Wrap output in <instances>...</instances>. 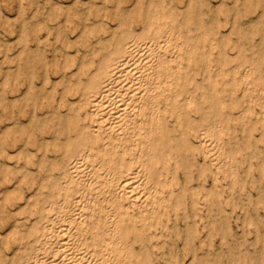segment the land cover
<instances>
[{
  "label": "bare ground",
  "instance_id": "obj_1",
  "mask_svg": "<svg viewBox=\"0 0 264 264\" xmlns=\"http://www.w3.org/2000/svg\"><path fill=\"white\" fill-rule=\"evenodd\" d=\"M2 1H0V2H2ZM25 1H27V0H25ZM111 1L113 2V0H110V2ZM120 1L123 2L124 0H120ZM192 1H194V0H192ZM237 1H239V0H237ZM251 1H253V0H251ZM258 1L260 3L261 0H258ZM34 2H36V0H29L30 4H32ZM75 2L80 3V4L84 3L85 4L84 8H87L88 12L92 8H95V6L93 7V5L95 4L94 0H75ZM104 2H105V0H104ZM201 2H202V0H201ZM204 2H205V0H204ZM207 2H209V1H206L205 4L203 2L202 3L205 6L207 4ZM242 2H241L240 6H242ZM27 3H26V5L29 4V3L28 4ZM124 3H126V2L124 1ZM236 3H239V2H236ZM245 3H248V2L245 1L243 3L244 10L246 8V6L244 7ZM262 3H264V2H262ZM9 4H7V5H9ZM16 4H17V2H16ZM139 4H140V2H139ZM155 4H156V2H154L152 0L150 2V4H148L146 6H143L144 4L139 5V6H141V11L138 13V17H137V20H138L137 28L133 27L131 23H128L126 21L127 18H126V15H124L125 13H123L121 8H120V2L117 4L115 10H113V8H112V10L115 11L113 13L114 15L113 14L111 15L113 18L115 17V20H116V21L114 20L115 21L114 26H110L111 24L110 25L106 24L107 20H106V22L101 21L98 24L93 22L94 20L92 18L90 19L88 16L91 12H93L92 10L90 11L89 14H87V12L84 11L80 15H79V13H80V11H79V13L77 14V16H79L78 23L76 22L78 24V26L75 28H77V30H78L77 35H79V37H78L79 42L82 45H80L81 46L80 48L75 47V53L76 54L74 57L71 56L69 51L62 52L60 49V51L63 53L62 55L64 57V61L62 60V63H60V62L56 61V59H57V57H56V59L54 61L55 63L52 65L55 70L57 69L58 71H61L59 74V77H57L56 80H54V81L52 80V78L49 76L48 70H46L47 72L44 70L43 74H41L42 73V70H41L40 74L42 75V77H41L40 82L42 83L41 89L43 91H39V93L36 92L38 89L36 90L34 88L35 85L33 82V77L35 78V73H37V72H34L35 71L34 68L37 69V67H35L33 59L30 58L31 55H28L29 57L26 56L27 57L26 60H28V61L25 62V64L23 63L24 65H22V63L20 64V62H21L20 59H22L21 57H23V56H21V53L23 52L22 54H24L25 51L27 52V50L30 47V46H27L29 44H26L29 41L28 38L30 36L28 34L29 29L27 30V22L25 21L26 23L24 22V24H22L23 25V26H21L22 28L21 29L19 28V30H20L19 33L16 32L18 37L15 38L14 40L18 39V41H20L22 44V48L19 50V53H17L18 54L17 59H19V60L15 59L14 61L15 62L18 61L17 62V68L19 69L18 73H20L19 74L20 77L22 74H24L22 72L24 70L26 72L25 73L26 75L23 76L24 79H22V80L20 79V81L18 80L20 77L16 78L17 81L13 79L14 80L13 83L14 82L15 83L12 85L16 86L17 83L19 84V82L24 80V82H25L24 85L26 84L25 88L28 90L27 93H29V95L32 97V100L30 99L31 97H29V99H27V100H31L32 104L39 102L40 106L41 105L46 106L47 110H45L44 112L46 113V116L49 117L48 119L50 120V123L52 124L51 126L53 127V129L51 130L50 125H48L50 127L46 126V127H48L47 131H48V129L51 130V135H52V137H54L55 140L62 138V141L63 140L65 141L64 142L65 145L63 148L61 146L59 147L58 145L55 146V149L57 150L56 153L54 152L55 150L52 148L54 150L53 151L54 153L49 155V156L47 154H35L36 151L34 152V154L25 155V154H23L24 153L23 152L24 149H23V151H22L23 155L21 153H20L21 155H17V157L19 156L22 158V164L17 166V167H20V169H17L15 172L10 169V167L8 166L9 164L7 165L8 162L6 164L5 163L3 164V166H2L3 168H1L2 171L0 170V173H1L0 183L6 182V181L9 183V179L10 180L15 179V182H17L15 186L18 189H21L23 186H26L27 188H31L32 191L28 195H23L24 192L22 194H20V192H18V194H20V196H19L20 199L23 201L20 202L19 204H17V206L15 208H13V209L10 208L11 210L8 212L10 214L12 213L13 216H14V213H18L19 215L21 214V217L16 219L15 218L16 216H15L14 217L15 219H13V220H15L14 223L10 224L11 228L9 231H7L8 232L7 235L10 236L11 234L12 235L14 234L13 236L16 239V241L13 240L14 243H12V244L10 243L8 245H5L6 250H7V248L11 249V252L9 255L10 257L7 255L0 254V264H154V263H152V257H153L152 250L155 249L153 247V245H154L153 239L158 240V238L160 236L158 238H155V237L152 238L153 242L150 243V240L148 238L159 235V233L154 232L155 230L152 232L151 227L153 228V226H157L158 224L160 225V223L163 224V221H164L163 217L166 216L169 209H174L176 211L175 214L177 216H180L177 214V213H179L178 208L179 207L184 208L185 205H182L183 204V198L185 197V195L187 193H188V196H191L192 202H191L190 207H192V211L194 213H195V208H196V205L198 203V200L200 201V199H197V196H196L198 191L196 189H193L190 186H188V184L190 185V183L187 184V182L193 178V175H194L193 170L196 171V176H197L196 179H198V178L200 179V178H203L204 174L207 173V171L210 172V169L208 167H206L204 164L200 163V161H199L200 158H199V160L196 158V153H199L202 151L203 153H205L204 155L208 156V158L212 161V163L215 164V166L217 164L216 168L219 167L220 165H218V160L216 159L217 154H215L217 152L215 150L216 149L215 146H216V144H218L217 141H219V139H220V137H218V136H220L223 132H224V134H226V139H225L226 142L225 141L224 142L226 144H229L230 149L227 151L225 150L224 152L222 151L221 154L222 153L225 154V156L227 158H230V159L234 158L237 161V158H238L237 155L238 154L240 155L239 157H242L241 153L256 156L261 151V149L257 145V142H263V144H264V96L249 95L247 97L246 90H244V92L242 91L241 95H238L236 93V91H234V87L238 88V86H236V79H234L233 77H231L227 81H225L224 79H214L213 78L214 74H212V71L210 72V66H211L210 64H212V63H210L211 60L209 62L207 60V57L210 55V53L207 54L206 50H204V48H205L204 42L201 41V38L198 36L195 38V41L198 40L197 44L194 43V45H193L191 43V41L193 39L187 33L191 29L190 26L194 22L191 23V25L189 26V22L185 21L182 25L185 30L183 29L184 31L179 30V31L174 32V31H172L171 27L166 28V25L172 24L171 20H172V15L174 14V8L172 10V8L169 7L168 5L165 6L168 9V12L166 13L163 10L155 8V7H158ZM192 4H194V3H192ZM211 4L213 5L212 2H211ZM249 4H250V2H249ZM255 4L254 5L251 4V5L255 6ZM18 5H19V3H18ZM75 5H77V4H75ZM233 5H235V3L234 4L232 3V6H230V7H233V9H234ZM31 6L32 5H30V7ZM35 6H37V5H35ZM39 6L33 7V8H35V10L33 11V14H31V16L35 15L36 13L39 12L38 11L40 8ZM106 6H107V4H106ZM209 6L210 5L208 4V6H206V7H209ZM260 6H261V4H260ZM5 7H6V5H5ZM101 7H98V8H101ZM182 7H183V5H182ZM57 8H58V5H57ZM162 8H164V5ZM243 8H242V10H243ZM249 8H246V11L247 10L248 11L253 10L252 8H250V10H249ZM46 9H47V7H46ZM54 9H56V8H54ZM63 9L61 7V10H63ZM75 9H77V8H75ZM138 9H140V7H138ZM213 9H215V8H213ZM238 9H239V7L237 8V11H238ZM0 10H1V8H0ZM9 10H11V9H9ZM17 10H16V12H17ZM21 10H23V9H20L18 11V14H19L18 17L20 19L22 18V17H20V13L22 14ZM24 10H23V12H24ZM28 10H31V9H28ZM52 10H53V7H52ZM77 10H79V8ZM95 10H96V8H95ZM109 10H110V8L108 10H106V12ZM112 10H111V12H113ZM230 10L232 11V9H230ZM242 10H240V11L244 12ZM256 10H257V8H256ZM209 11H210V9H209ZM209 11L207 13H211V11L210 12ZM231 11H230V13H231ZM248 11L246 13H250ZM254 11H255V9H254ZM42 12L45 13L44 11H42ZM51 12L52 11H49V13L45 14L46 20H44L42 22L41 21L34 22L32 20L35 23L33 26L30 25V23H28L29 26H32L33 29L31 30L30 27H28V28H30L31 31L35 32V35H34L35 37L32 34L31 35L35 38V40L36 39L39 40V43L40 42L42 43L43 41L48 42V40L46 38L49 35H51L52 31L55 32L54 30H52L51 33L49 34V31H50L49 26H51V24L49 25V23L47 24V22H48V20L52 21V18L54 16L52 14L53 12L52 13ZM100 12H102V10L99 11V14H101ZM76 13H77V11H76ZM194 13H193V15H194ZM227 13H228V8H227ZM251 13H253V12H251ZM0 14H1V12H0ZM40 14H41V12H40ZM59 14L62 15L63 13L62 14L59 13ZM59 14L57 12L58 16H59ZM72 14H74L73 11H72ZM131 14H133V13H131ZM136 14H137V12H136ZM261 14H264V13H261ZM134 15H135V12H134ZM181 15H183V14H181ZM228 15L232 17V15H230V14H228ZM245 15H244V17H245ZM35 16H32V17L34 18ZM37 16H39V15H37ZM62 16H64V14ZM109 16H110V14H109ZM109 16H107V13H106V16H103V17H107L106 19H108ZM130 16H132V15H129L128 17H130ZM222 16H223V13H222ZM226 16H227V14H226ZM238 16H239V14H238ZM241 16L243 17V14L240 15V19H238V20H242ZM2 17H4L3 14H2ZM43 17H45V16H43ZM54 17H55V19L58 18V17L56 18V16H54ZM72 17H74V16H72ZM75 17H76V14H75ZM93 17H95V16H93ZM96 17L98 18V16H96ZM220 17H218V18L220 19ZM231 17H228V18L231 19ZM246 17H248V19H249L250 18L249 14H248V16L246 15ZM135 18L132 19V17H131L130 19H132L133 20L132 22H134ZM204 18H205V16H204ZM261 18H263V17H261ZM11 19H12V17H11ZM14 19L16 21V18H13V20ZM22 19H24V18H22ZM88 19L93 20V21L91 22ZM193 19H194V17H193ZM230 19H228V20H230ZM66 20H69V17L66 16ZM95 20H97V19H95ZM111 20H112V18H111ZM244 20H246V19H243V21ZM5 21H2V23H4ZM135 21H136V19H135ZM214 21L216 23V20H214ZM52 22H54V20ZM8 23H9V21H8ZM10 23H11V20H10ZM215 23H213V24H215ZM61 24H63V23H61ZM200 24H201V22H200ZM219 24H221V23H219ZM7 25H9V24H7ZM135 25H136V23H135ZM233 25H234V23H233ZM1 26H2V24H0V27ZM10 26H12V28H13V25L10 24ZM18 26L16 24V27H18ZM195 26H196V24H195ZM257 26H258V24H257ZM43 27L46 28V30H44V31H46V34H45L46 40L45 39L43 40L41 38L42 37L41 35L40 36H39V34L36 35L37 30L40 31ZM64 27H65V25H64ZM64 27H62V28H64ZM66 27L68 28V25H66ZM256 27L254 25V28H256ZM71 29H74V28L70 27V30ZM231 30H234V29H231ZM255 30L257 31L258 29H255ZM4 31H6V30H4ZM11 31H10V33H11ZM64 31L62 30L61 33L65 34ZM71 31H70V33H71ZM101 31L103 32L102 34H100ZM219 31H220V29H219ZM2 32L0 34H2ZM217 32H218V30H217ZM232 32L233 33L235 32V34H237L235 30ZM13 33H14V31H13ZM61 33H60V35L62 36ZM249 33L245 32L246 35H251V36L253 35V34H251V33L249 34ZM245 34L240 35V33H239L240 36H243ZM256 34H258V33H256ZM256 34L254 32L253 36L255 37ZM194 35H196V34H194ZM212 35H213V33H212ZM217 35L218 34H216V36ZM74 36H76V34H74ZM180 37H182V40L180 39ZM244 37L247 40V38L249 36H244ZM78 38H77V41H78ZM235 38H238V34L236 35ZM240 38H238V39L240 40ZM50 39H51V37H50ZM57 39H58V35H57V38L55 39V42H57ZM263 39L264 38H262V41H263ZM252 40H253V38H252ZM1 41L3 42L4 40L2 39ZM9 41H10V39H9ZM226 41H227V39H226ZM248 41H249V39H248ZM55 42H50V43L48 42V43L51 44V43H55ZM249 42H251V41H249ZM258 42H260V41H258ZM16 43H17V41H16ZM35 43L38 44L37 41H35ZM62 43H63L64 47H66V46L68 47V45L71 46V44H73V45L78 44V43H76V40L71 41V39H68V38H65L64 42L62 41ZM235 43H233V44H235ZM19 44L17 43V45H19ZM247 44H248V42H247ZM73 45H72V47H74ZM256 45L257 44H255L254 47H256ZM6 46H9V45H6ZM15 46H16V44H15ZM44 46H46V44H44ZM47 46H48V44H47ZM51 46H52V44H51ZM259 46H261V45H259ZM53 47H54V45H53ZM3 48H4V50H6L8 48L6 51H9L11 49V48L9 49V47H5V46ZM228 49H230V47ZM232 49H233V47H232ZM249 49H251V48H249ZM261 49L262 48H260L259 52H261ZM32 50H31V52H32ZM47 50H48V48H47ZM0 51L3 52L2 49ZM234 51H235V49H234ZM245 51H247V50H245ZM28 52H29V50H28ZM4 53H5V51H4ZM4 53H3V55H5V56H3L4 60L5 61L10 60L8 58L9 57L8 54H4ZM34 53H36V52H34ZM37 53L35 54L36 57L38 55ZM215 53H216V51H215ZM239 53H240V51L239 52L237 51V55H239ZM15 54L16 53H14V56H15ZM256 55H258V54H256ZM46 56H47V54H46ZM26 57H24V58H26ZM42 57L44 58L45 56H42ZM63 57H61V58H63ZM230 59H231V56L230 55L228 56L224 50H221V51H219V54L216 57V62L218 64H220V66H222L225 64H229ZM22 60L25 61V59H22ZM41 60L42 59L40 58V61ZM236 60H238L237 57H236ZM38 61H39V59H38ZM42 61L44 62V59ZM48 61L51 63L50 60H48ZM48 61L46 63H48ZM261 61H262V58L260 60V63H261ZM245 62H247V61H245ZM253 62L255 63V65L253 66L255 71L257 72V70H259L261 72V73L257 72V73H259L258 77L256 78L259 81V83L257 85L260 86L258 88H261L264 90V65H261L256 60ZM35 64H36V62H35ZM230 64H231V62H230ZM21 65L24 68V70L21 68ZM244 66H245V64H244ZM42 67L43 66L40 65V69H42ZM49 67H51L50 64H49ZM20 68L22 69V71ZM46 68H47V65H46ZM232 68L233 67H231L228 71H226L224 68H222L218 74H221V76H226L230 73L231 70L237 69V65L234 66L233 69ZM241 68H242V66H241ZM8 70H11V69H8ZM11 71H13V70H11ZM11 71H10V73H11ZM8 72L6 71L2 75V91L3 92L6 89L5 87H7V84H8L7 82L10 79L9 76H12ZM254 72H252V73H254ZM0 73L2 74V71H0ZM12 73H15V72H12ZM51 73H53V72L51 71ZM37 74H39V72ZM243 77H244V74H242V78ZM36 78H37V76H36ZM38 80H40V79H38ZM9 82L11 83V81H9ZM22 83L23 82H21L20 84H22ZM18 84H17V87H18ZM37 84H39V82H37ZM59 84H61V89H57V85L59 86ZM247 84L245 86H247ZM10 86H8V88ZM13 86H11V87H13ZM0 87H1V85H0ZM35 87L37 88V86H35ZM239 88L237 90H239ZM18 89H19V87H18ZM18 89H16V90H18ZM4 93L7 94L6 91ZM1 98H2L1 103L2 104L6 103V96L1 95ZM7 100H9V99H7ZM9 101H7V103ZM31 101H30V103H31ZM23 102L24 101H22V103L20 102V106L18 105L19 102L16 104L18 106V109H19V107H21ZM26 102H24V104L28 103V105H27V107H28L29 102H27V103ZM2 104L0 105V107L2 106ZM5 105H7V107H8V104H5ZM39 105H38V107H39ZM253 105H256V106L259 105L260 106L259 112H257L254 108L253 109L255 111L252 110ZM25 106L26 105H22V107H25ZM2 107H1V109H3V110H4V108H6V106H4V108H2ZM233 107H234V110L237 107L236 113H234L232 111ZM11 108H13V107L11 106ZM230 108H231V110L229 111L228 109H230ZM42 110L43 109H41V111ZM12 111L14 112L13 109H12ZM12 111L10 113V107H9V112L7 110L6 114L4 113V116L7 115V119L10 120V118H13L12 122H10L11 124L8 123L7 125L4 126V128L6 130L9 129L10 125H12V124L15 125L13 127H17L16 126L17 124H22L21 123L22 121H20L18 118H15V115L13 114ZM19 111H20V109H19ZM27 111H29V110H27ZM27 111L24 113L26 114ZM0 112H2V111H0ZM252 112H254L256 115L254 114L255 115L254 118L250 117L247 120L246 117L251 116ZM22 113H21V117L23 116ZM249 114H251V115H249ZM8 115H9V117H8ZM37 115L38 114H36V112L30 114L27 117V120L28 121L32 120L34 122L33 118H36ZM25 116H27V115H24V117ZM0 119H1L0 120V122H1L2 121L1 116H0ZM37 119H35L36 122H37ZM39 120H40V122H42L40 118H39ZM6 121H8V120H6ZM44 121H45V119H44ZM33 122H32V124H33ZM36 122H35V124H36L35 126L37 127ZM48 122H46V123H48ZM258 122H260V125H258ZM41 124L45 125V123H41ZM28 125L30 126L31 124L28 123ZM29 126H27V127H29ZM33 126H31V128H33ZM41 127L43 129V127H45V126H40V134L44 130V129L42 130ZM17 128L20 129L19 127H17ZM26 129L24 130L23 133L19 131L20 133H22L21 135H23L25 133L27 135L28 129L27 130ZM31 130L33 131V132L31 131L32 135H34L33 133L35 130H33V129H31ZM255 130H257L258 133H256ZM9 131H10V129H9ZM22 131H23V129H22ZM36 131H38V130H36ZM11 132H13V131H11ZM11 132L9 134H11ZM14 135H16V134H14ZM35 135H36V133H35ZM12 136H13V133L11 135V138H12ZM19 136H20V134L18 133V136L15 137V138H17L16 141L19 140ZM30 136H31V133H30L29 137ZM212 136H214V138H212ZM9 137H10V135H9ZM5 138H7V136ZM25 138H27V136ZM25 138H23V136H22V139H25ZM45 139H46L45 136L41 135L39 137V139L35 138V140L34 139H32V140L37 147V145L39 146L40 144H43L42 142H45ZM12 140L10 142L15 141V140H13V141ZM2 141H4V139ZM10 142H8V144ZM33 142L30 140V142H28V144L29 145H30V143L33 144ZM8 144L5 143V145H8ZM13 144H16V143H13ZM50 144H47L48 147ZM226 144H225V146H226ZM35 145H32V146H35ZM26 146H27V143H26ZM41 146L42 145L39 146V149ZM18 148H19V146H18ZM44 148H45V146H44ZM39 149H38V151H39ZM46 149H47V146H46ZM247 149H248V151L250 150V152L246 151ZM42 150H40L41 151L40 153H42ZM0 152L3 154H6L7 155L6 157H10V159L12 158L11 156H14V154L8 156L10 151L8 152L5 148H1ZM50 152H52V151H50ZM202 152H201V154H202ZM15 153H16V151H15ZM19 157H18V159H19ZM200 157H201V155H200ZM238 160H239V158H238ZM14 161H13V163L17 162V160H16V162H14ZM243 161L245 162V160H243ZM244 162H242V163H244ZM30 163L33 164V166L36 164L35 171L32 169L30 170L28 168L29 167L28 165ZM239 164H241V163H239ZM256 165L257 164L255 163V166ZM239 166H240V168H242L241 166H243V164H241ZM11 168H13L12 165H11ZM237 168H239V167H237ZM180 170L182 172L184 180L186 181V183L182 184V185H180V182H179L180 180L177 176V172ZM252 170H253V168H252ZM242 171H243V168H242ZM237 172H238V170H237ZM262 172L264 173V170ZM244 173H246V172H244ZM226 174L230 175L229 172L224 173V175H226ZM210 175H213V174L210 173L207 177H209ZM246 175H245V177L248 178V176H246ZM240 176H241V174H240ZM180 177H181V175H180ZM263 177L261 179H264ZM183 178H182V180H183ZM210 178H211V176H210ZM204 179L206 180L205 177H204ZM207 180H206V182H207ZM220 180H223V179H220ZM193 181H194V179H193ZM193 181H190V182H193ZM209 181H211V180H209ZM261 182H259V184ZM177 183H178V187H177L178 190L176 187H175L176 189L172 187L174 184H176L175 186H177ZM216 183H217V181H216ZM255 183H256V181H255ZM224 184H225V182H224ZM220 185H221V183H220ZM226 185H227V183H226ZM233 185L236 186L234 183H233ZM217 186H219L218 183H217ZM223 186L224 185H222V187H220L219 189L223 188ZM237 187H239V185ZM251 187L253 188L252 185H251ZM2 188H1V190H2ZM257 188H259V187H257ZM6 189H4V195L2 196L4 198L7 197V194L5 193ZM202 189H203V187H202ZM1 190H0V192H1ZM262 191H263V189H262ZM223 192H224V188H223ZM244 192H245V189H244ZM18 194H17V196H18ZM202 194H203V191H202ZM206 194H208V193H206ZM12 195H14V194H12ZM199 195L201 196V194H199ZM244 196H246V195H244ZM213 197H214V195H213ZM221 197H222V195H221ZM226 197H225V200L223 197L224 203H225V201H228V200H226ZM229 197H230V195H229ZM236 198L238 199V197H236ZM253 198H255V197H253ZM14 199H16V197ZM230 199L232 200V198H230ZM203 200H204V198H203ZM203 200H201V201H203ZM214 200L216 201V199H214ZM10 201H11V199H10ZM234 201H238V200H234ZM239 201H240V199H239ZM5 202H7V201L5 200ZM10 203L13 204V202H9V204ZM188 203H190V202H188ZM213 204H215V203H213ZM227 204H230V202ZM227 204H226V206H227ZM259 204L260 203H258V205ZM250 205H252V204L250 203ZM255 205H257V204H255ZM211 206H213V205H211ZM235 206H233L232 208L236 209ZM237 206L239 208V205H237ZM130 207L137 208V210H138V212L136 211L137 214L131 212V210L129 209ZM187 207L188 206H186V209H187ZM243 208L245 210V207H243ZM252 208H254V210H255L257 207L252 206ZM0 209H1V207H0ZM220 209H222V208H220ZM259 209H257L258 212H259ZM244 210L242 209V211H244ZM4 211H5V209H4ZM197 211H198V208H197ZM200 211L201 210H199V212ZM204 211H205V209H204ZM218 211H220V210H218ZM213 212H217V211H213ZM1 213H0V215H1ZM217 213H219V212H217ZM231 213H232V211H231ZM173 214H174V211H173ZM187 214H188V212H187ZM220 214H221V212H220ZM239 214L237 215L238 217H239ZM258 214H261V213H257V215ZM228 215H229V213H228ZM4 216H6V215L4 214ZM4 216H3V219H4ZM13 216H11V217H13ZM183 216L186 219V217L188 215L186 217H185V215H182V218H183ZM254 217H255V215H254ZM9 218L10 217H8L7 219L9 220ZM172 218H173V216L171 217V219ZM180 218H181V216H180ZM191 218H193V217H191ZM205 218L207 219V217H205ZM211 218H213V217H211ZM228 218L230 219L232 217H230V215H229ZM242 218H244L243 215H242ZM260 218H262V217L260 216ZM169 219H170V217H169ZM188 219H189V217H188ZM258 219H257V221H258ZM173 220L175 221V219H173ZM213 220H214V218H213ZM222 220L224 221V219H222ZM226 221L227 220H225L223 222V225H225V227H226ZM262 221H263V219H262ZM183 222H185L184 219H183ZM195 222H197V221H195ZM3 223H4V220H3ZM208 224L210 227L211 226L210 223H208ZM229 224L227 227H229ZM244 224H247V222ZM4 225L5 224H3L2 226L5 227ZM6 225L8 226V224H6ZM178 225H180V224H178ZM219 225H220V223H219ZM251 225H252V223H251ZM260 225H259V227H260ZM217 226H218V224H217ZM236 226H237V224H236ZM242 226H244V225H242ZM211 227H212L211 229H213V226H211ZM227 227H226V229H223V231L227 230ZM184 228H182V229H184ZM200 228H202V227H200ZM160 229H161V227H160ZM215 229L216 228H214V230ZM235 229H234V232H235ZM229 230H230V228H228V231ZM240 230H242V229H240ZM244 230H243V232H244ZM176 231L178 232V230H176ZM191 231H193V230H191ZM231 231H233V230H231ZM236 231H237V229H236ZM171 232L172 231L170 230V233ZM2 233L3 232L0 230V236L1 237H2V235H1ZM196 233L193 232L194 235H196ZM212 233H214L213 230H212ZM215 233H217V232H215ZM250 233L252 234V232H250ZM250 233H247V234H250ZM253 233H255V230ZM227 234H225V235H227ZM218 235H220V234H218ZM218 235L216 234V236H218ZM237 235H241V233L239 232V234H237ZM259 235H260V233H259ZM9 236H7V237H9ZM176 236L179 237L177 234H176ZM197 236H199V234L196 235V238H197ZM212 236H213V234H212ZM214 236H215V234H214ZM227 237H228V235H227ZM232 237L233 236H231V238ZM254 237H255V235H254ZM2 238L4 240V237H2ZM161 238L159 240H161ZM174 238H175V235H174ZM181 238L182 237H180L179 240ZM170 239L171 238L169 235V240ZM198 239H199V237H198ZM214 239H212V240H214ZM235 239H236V236H235ZM244 239H242V240H244ZM204 240H203V242H204ZM256 240H258V239L256 238ZM219 241H221V240L219 239ZM222 241H225V240H222ZM259 241H260V239H259ZM0 242H1V240H0ZM173 242H175V241H173ZM261 242H262V240H261ZM135 243H137V246H135ZM165 243H163V245ZM243 243H244V241H243ZM247 243H248V241H247ZM256 243H259V242L256 241ZM204 244H206V243L204 242L201 246H203V247L207 246V248L209 247L208 243H207V245H204ZM230 244H231V241H230ZM163 245H162V247H158V248L164 250ZM219 245H221V247H220V251H221V248H224V247H222L223 243L219 244ZM224 245H225V243H224ZM253 245H252V247H253ZM255 245H257V244H255ZM255 245H254V247H256ZM173 246H174V244H173ZM188 246L189 245H186L187 250L189 248ZM196 246H198V245H196ZM201 246H200V242H199V247H201ZM249 246H247V247H249ZM260 246H261V244H260ZM150 247L151 248L153 247V249L151 251H150ZM167 247H169V246L167 245ZM210 247H212V246H210ZM218 247L219 246H217V248ZM237 248H241V247H237ZM257 248H258V246H257ZM211 249H214V248L212 247ZM225 249L228 250L227 246ZM230 250H232V249L230 248ZM230 250H228V251H230ZM180 251H181V249H180ZM253 251H255V250H252V253H254ZM174 252H176V250ZM185 252H186V250H185ZM190 252L192 253L191 250H190ZM218 252H219V250H218ZM239 252H240V249H239L238 253ZM244 252H240V253L243 254ZM180 253H182V252H180ZM196 253H194V254H196ZM227 253H229V252H227ZM240 253H239V255H240ZM183 254H184V252H183ZM247 254L248 253H246V255ZM154 255H156V254H154ZM168 255H169V253H168ZM228 255H230V254H228ZM236 255H237V253H236ZM258 255H260V253ZM184 256H185V254H184ZM199 256L200 255H198L197 258H199ZM207 256H210V255L208 254V255H206V257ZM227 256L225 259H227ZM177 257H178V260H180L179 256H177ZM246 257H244V258H246ZM204 258H205V256H204ZM212 258H214V256ZM222 258H224V257H222ZM250 258H253V257H250ZM255 258H253V259L255 260ZM168 259H169V257H168ZM199 259H200L199 261L201 263V258H199ZM239 259H241L242 263H244V260H242V257H240ZM261 259H258V260H261ZM156 261H158V260H156ZM174 261H175V259H174ZM246 261H247V259H246ZM207 262H208V260H207ZM209 262H211V261H209ZM212 262H215V259ZM226 262L228 263V261H226ZM256 262H258L257 259H256ZM256 262L255 263L253 262V263L257 264ZM164 263H165V260H164ZM172 263H175V262H172ZM202 263H204L203 260H202ZM231 263H234V261ZM235 263H239V262L237 261ZM155 264H158V263H155ZM183 264H184V262H183ZM215 264H219V263H217V259H216Z\"/></svg>",
  "mask_w": 264,
  "mask_h": 264
},
{
  "label": "rangeland",
  "instance_id": "obj_2",
  "mask_svg": "<svg viewBox=\"0 0 264 264\" xmlns=\"http://www.w3.org/2000/svg\"><path fill=\"white\" fill-rule=\"evenodd\" d=\"M0 1H2V0H0ZM5 1V2H4ZM7 1V2H6ZM13 0H3L2 2H0V8H1V10H0V12H1V14H0V24H2V26L0 27V33L2 32V34H0V50L2 49V51L3 52H1L0 51V61L2 62H0V71H2V74L0 73V85H1V87H0V103L2 102V98H1V95L2 96H6V103H1L2 104V108H4V106H6V108H4V110L3 109H1V107H0V111H2V112H0V116L2 117V121L0 122V149L1 148H5L8 152H9V154H8V156L9 155H13L14 154V156H11L12 158V160L10 159V157H6L7 155L6 154H3V153H1L0 152V170L2 171V169L1 168H3L2 166H3V164L5 163H7V165L10 167V169L12 170V171H16L17 169H20V167H17L18 165H20V164H22V158L21 157H19V159H18V157H17V155H21L23 152V154H25V155H30V154H34V152H35V154H47L48 156L49 155H51V154H53L54 152L56 153V149H55V146H61L62 148L64 147V140L62 141V138L61 139H57V140H55L54 139V137H52V135H51V130L53 129V127L51 126L52 124L50 123V120L48 119L49 117L48 116H46V113L44 112L45 110H47V108H46V106H44V105H39L40 103L39 102H37V103H33L32 104V97L29 95V93H27L28 92V90L25 88V86H26V84L24 85V80L23 81H21V82H23L22 84H20L21 82H19L20 81V79L22 80V79H24L23 78V76H25L26 74V72H25V70H24V68L22 67V65H24L25 64V62H27L28 60H26L27 59V57H29L28 55H31L30 56V58L31 59H33V62H34V65H35V67H37V69L36 68H34V72H39V74L41 73V70H42V73L41 74H43V71L45 70H48V73H49V76L52 78V80L54 81V80H56L57 79V77H59V74H60V72L61 71H58L57 69L55 70L54 69V67L52 66L55 62V59H56V57H57V59H56V61H58V62H60V63H62V60L64 61V57H63V53L62 52H65V51H69L70 52V54H71V56L72 57H74L75 56V47L76 48H80L81 46L80 45H82L80 42H79V35H77L78 34V30H77V28H75V27H77L78 26V18H79V16H77V14L79 13V11H80V13H79V15L82 13V12H84V11H86L87 12V14H89L90 13V11L92 10L93 12H91L90 14L92 15H88L89 16V18L91 19H93V20H90V19H88L89 21H93V22H95L96 24H98V23H100L101 21H103V22H106V20H107V22H106V24H108V25H110V26H114L115 25V17L113 18L111 15L115 12V11H113V10H115V8H116V6H117V4L120 2V8H121V10H122V12L123 13H125L124 15H126V18H127V22L128 23H131L132 24V26L133 27H136L137 28V26H138V20H137V17H138V13L141 11V6H139L140 4H144L143 6H146V5H148V4H150V2L152 1V0H124L126 3H124V1L122 2V1H120V0H113V2L111 1L110 2V0H105V2H104V0L102 1V0H94V2H95V4L93 5V7L95 6V8H96V10H95V8H92L91 10H89V12H88V9L87 8H84L85 7V4L84 3H82V4H80V3H76L75 2V0H36V2L38 3H36V2H34V3H32V4H30L29 3V0H27V1H25V0H14L13 2H12ZM24 3H23V2ZM62 1V2H61ZM154 2H156V4L155 5H157L158 7H155V8H157V9H160V10H163V11H165L166 13L168 12V9L165 7V6H169V7H171L172 8V10H173V8H174V14L172 15V20H171V23L172 24H170V25H166V28L167 27H171V29H172V31H179V30H181V31H184L185 29L183 28V23L185 22V21H188L189 22V26L191 25V23H195L196 24V26H195V24L193 23L191 26H190V30L187 32L190 36H191V38L193 39L192 41H191V43L194 45V43H196L197 44V42H198V40L197 41H195V38L196 37H200L201 38V41H203L204 42V44H205V48H204V50H206V52H207V54L208 53H210V55L207 57V60H208V62L211 60V62L210 63H212V64H210L211 66H210V72L212 71V74H214V76H213V78L214 79H224L225 81H227L228 79H230L231 77H233L234 79H236V86H238V88H239V90H237L238 88L237 87H234V91H236V93L238 94V95H241L242 94V91L244 92V90H246V94H247V97L249 96V95H256V96H264V90L263 89H261V88H258V87H260L259 85H257L258 83H259V81L256 79L257 77H258V75H259V73H261L259 70H257V72H259V73H257L256 71H255V69H254V65H255V63L253 62V61H257V62H259L260 63V60H261V58H262V61H261V65H264V39H263V41H262V38H264L263 36H264V14H261V13H264V3H262V2H264V0H261L260 1V3H259V1L258 0H253V1H251V0H239V1H237V0H205V2H204V0H202V2L205 4L206 3V1H209V2H207V4L204 6V4L201 2V0H194V1H192V0H153ZM167 1V2H166ZM214 1V2H213ZM243 1V2H242ZM248 2V3H245V5H244V7L246 6V8H252L253 10L252 11H248V12H253V13H246L247 11H246V8H245V10H244V8H243V3L244 2ZM16 2H17V4H16ZM29 5H26V3ZM49 2V3H48ZM68 2V3H67ZM139 2H140V4H139ZM145 2V3H144ZM174 4H173V3ZM177 2V3H176ZM211 2L213 3V5L211 4ZM236 2H239V3H236ZM241 2H242V6H240L241 5ZM249 2H250V4H249ZM254 2V3H253ZM258 2V3H257ZM9 4V5H7V4ZM18 3H19V5H18ZM46 3V4H45ZM52 3V4H51ZM101 3V4H100ZM185 3V4H184ZM192 3H194V4H192ZM202 3V4H201ZM228 3V4H227ZM232 3L234 4L235 3V5H233L234 6V9H233V7H230V6H232ZM256 3V4H255ZM44 6H43V5ZM75 4H77V5H75ZM106 4H107V6H106ZM139 4V5H138ZM208 4L210 5L209 7H206V6H208ZM251 4H255V6H252ZM260 4H261V6H260ZM5 5H6V7H5ZM12 5V6H11ZM19 7H18V6ZM22 5V6H21ZM25 5V6H24ZM30 5H32L31 7H30ZM35 5H37V6H39L40 8H39V12L38 13H36L37 15H39V16H37L36 14V16L35 15H32V16H35L34 18L31 16V14H33V11L35 10V8H33V7H37V6H35ZM42 5V6H41ZM49 5V6H48ZM57 5H58V8H57ZM65 5V6H64ZM73 5V6H72ZM114 5V6H113ZM124 7H123V6ZM154 5V6H155ZM163 5H164V8H162L163 7ZM182 5H183V7H182ZM204 7H203V6ZM238 5V6H237ZM259 5V6H258ZM9 8H8V7ZM79 6V7H78ZM102 6V7H101ZM110 6V7H109ZM178 6V7H177ZM221 6V7H220ZM249 6V7H248ZM257 6V7H256ZM14 7V8H13ZM26 7V8H25ZM46 7H47V9H46ZM52 7H53V10H52ZM61 7H62V9L63 10H61ZM81 7V8H80ZM98 7H101V8H98ZM138 7H140V9H138ZM215 8V9H213V8ZM239 7V9H238V11H237V8ZM241 7V8H240ZM255 7V8H254ZM260 7V8H259ZM262 7V8H261ZM54 8H56V9H54ZM75 8H79V10H77V9H75ZM98 8V9H97ZM110 8V12H111V10H112V8H113V12H109V11H107L106 12V10H108ZM178 8V9H177ZM210 9V11H211V13H207L208 11H209V9ZM212 8V9H211ZM223 8V9H222ZM227 8H228V13H227ZM232 9V11L230 10V9ZM242 8H243V10H242ZM250 8H249V10H250ZM256 8H257V10H256ZM9 9H11V10H9ZM18 9V10H17ZM20 9H25L24 10V12H23V10H21V12H22V14L20 13V17H22V18H24V19H20L18 16H19V14H18V11L20 10ZM28 9H31V10H28ZM62 11H60V10ZM102 10V12H100L101 14H99V11H101ZM137 9V10H136ZM177 9V10H176ZM193 9V10H192ZM254 9H255V11H254ZM16 10H17V12H16ZM41 10V11H40ZM56 10V11H55ZM73 11V13L74 14H72V11ZM219 10V11H218ZM240 10H242V11H244V12H241ZM26 11V12H25ZM32 11V12H31ZM42 11H44L45 13H43ZM49 11H52L51 13L54 15V16H56V18L57 19H55V17L53 16V18H52V21L54 20V22H52L51 20H48V22H47V24L49 23V25L51 24V26H49V29H50V31H49V34L51 33V31L52 30H54L55 32H53L52 31V33H51V35H49L46 39L48 40V42L50 43V42H55V39L57 38V35H58V39H57V42H55V43H51L52 44V46H51V44H49L47 41L45 42V41H43L42 43L40 42L39 43V40H35V32H33V31H31L33 28H32V26L35 24L34 22H37V21H44V20H46V15L45 14H47V13H49ZM65 11V12H64ZM76 11H77V13H76ZM180 11V12H179ZM209 11V12H210ZM222 11V12H221ZM230 11H231V13H230ZM246 11V12H245ZM3 12V13H2ZM7 12V13H6ZM40 12H41V14H40ZM57 12H58V14L59 13H63L64 14V16H62V15H60L59 14V16L57 15ZM104 12V13H103ZM134 12H135V15H134ZM136 12H137V14H136ZM195 12V13H194ZM26 13V14H25ZM30 13V14H29ZM96 15H95V14ZM106 13H107V16H109V14H110V16L108 17V19H106L107 17H103V16H106ZM109 13V14H108ZM131 13H133V14H131ZM193 13H194V15H193ZM222 13H223V16H222ZM241 13V14H240ZM248 16V14H249V19H248V17H246V15ZM256 13V14H255ZM2 14H3V16L4 17H2ZM11 14V15H10ZM15 16H14V15ZM18 14V15H17ZM29 14V15H28ZM43 14V15H42ZM75 14H76V17H75ZM181 14H183V15H181ZM191 14V15H190ZM219 14V15H218ZM226 14H227V16H226ZM228 14H230V15H232V17L231 16H229ZM238 14H239V16H238ZM243 14V17H242V20H238V19H240V15H242ZM22 15V16H21ZM100 15V16H99ZM114 15V14H113ZM129 15H132V16H130V17H128ZM137 15V16H136ZM205 16V18H204V16ZM218 15V16H217ZM244 15H245V17H244ZM9 16V17H8ZM12 17V19H11V17ZM14 16V17H13ZM17 16V17H16ZM28 16V17H27ZM31 16V17H30ZM43 16H45V17H43ZM66 16L67 17H69V20H66ZM72 16H74V17H72ZM93 16H95V17H93ZM96 16H98V18L96 17ZM136 18H135V17ZM181 16V17H180ZM208 16V17H207ZM222 18H221V17ZM41 17V18H40ZM63 17V18H62ZM101 17V18H100ZM132 17V19L133 18H135L136 19V21H135V19H134V22H132L133 20L132 19H130ZM193 17H194V19H193ZM210 17V18H209ZM218 17H220V19L218 18ZM227 19H226V18ZM228 17H231V19L230 18H228ZM253 17V18H252ZM261 17H263V18H261ZM6 20H8L9 21V23H8V21L6 20H4V19ZM13 18H16V21H15V19L13 20ZM74 18V19H73ZM110 18V19H109ZM111 18H112V20H111ZM191 18V19H190ZM19 19V20H18ZM73 19V20H72ZM95 19H97V20H95ZM193 19V20H192ZM228 19H230V20H228ZM233 19V20H232ZM243 19H246V20H244L243 21ZM10 20H11V23H10ZM30 20V21H29ZM34 22H33V21ZM57 20V21H56ZM61 20V21H60ZM111 20V21H110ZM115 20V21H114ZM131 20V21H130ZM200 20V21H199ZM214 20H216V23H215V21ZM2 21H5L4 23H2ZM14 21V22H13ZM19 21V22H18ZM27 22V30L29 29V31H28V34L30 35H28L29 36V38H28V40L30 41H28L26 44H29V45H27V46H30L29 47V52H28V50H27V52L25 51V53L24 54H22L21 53V56H23V57H21L22 59H25V61L24 60H22V59H20V64L22 63V65H21V68L24 70V71H22V69H21V71L24 73V74H22L21 75V77H20V73H18V71H19V69L17 68V62L18 61H14L15 59H17L18 57H17V53H19V50L22 48V44H21V42L20 41H18V39H16V40H14L15 38H17L18 36H17V34H16V32H18L19 33V28L21 29L22 27L21 26H23L22 24H24V22ZM29 21V22H28ZM32 21V22H31ZM51 21V22H50ZM65 21V22H64ZM224 21V22H223ZM226 21V22H225ZM242 21V22H241ZM246 21V22H245ZM7 22V23H6ZM25 22V23H26ZM77 22V23H76ZM200 22H201V24H200ZM218 22V23H217ZM263 24H261V23ZM6 23V24H5ZM14 23V24H13ZM19 23V24H18ZM28 23H30V25H32V26H29V24ZM61 23H63V24H61ZM135 23H136V25H135ZM213 23H215V24H213ZM219 23H221V24H219ZM228 23V24H227ZM233 23H234V25H233ZM7 24H9V25H7ZM10 24L11 25H13V28H12V26H10ZM16 24H17V26L18 27H16ZM54 26H53V25ZM70 24V25H69ZM77 24V25H76ZM217 24V25H216ZM257 24H258V26H257ZM63 25V26H62ZM64 25H65V27H66V25H68V28L66 27H64ZM73 25V26H72ZM216 25V26H215ZM221 25V26H220ZM223 25V26H222ZM254 25H255V27L256 28H254ZM4 26V27H3ZM193 26V27H192ZM219 26V27H218ZM247 26V27H246ZM3 27V28H2ZM15 27V28H14ZM28 27H30L31 28V30H30V28H28ZM62 27H64V28H62ZM70 27L72 28H74V29H71L70 30ZM196 27V28H195ZM226 27V28H225ZM234 27V28H233ZM251 27V28H250ZM253 27V28H252ZM262 27V28H261ZM5 28V29H4ZM200 28V29H199ZM208 28V29H207ZM215 28V29H214ZM243 30H242V29ZM6 30V31H4V30ZM184 29V30H183ZM199 29V30H198ZM219 29H220V31H219ZM231 29H234L235 31H236V33L238 34V38H240V40L238 39V38H235L236 37V35L237 34H235V32L233 33L232 31H234V30H231ZM255 29H258L257 31L255 30ZM12 30V31H11ZM44 30H46V28H42L40 31L39 30H37V32H36V35H38L39 34V36L41 35L42 37V39L44 40L45 39V37H46V31H44ZM62 30L65 32V34H62L61 32H62ZM71 31V33H70V31ZM75 32H74V31ZM198 30V31H197ZM217 30H218V32H217ZM253 30V31H252ZM10 31H11V33H10ZM13 31H14V33H13ZM67 31V32H66ZM196 31V32H195ZM209 31V32H208ZM212 31V32H211ZM261 31V32H260ZM9 32V33H8ZM33 32V33H32ZM45 32V33H44ZM59 32V33H58ZM73 32V33H72ZM217 32V33H216ZM232 32V33H231ZM245 32H250L251 34H253L254 35V32H255V34L256 33H258V34H256L255 35V37L253 36H251V35H246L245 34ZM54 33V34H53ZM60 33L62 34V36L60 35ZM103 32L101 31V33L100 34H102ZM212 33H213V35H212ZM239 33H240V35H242V34H245V35H243V36H240L239 35ZM249 33V34H250ZM34 36H32V35ZM74 34H76V36H74ZM194 34H196V35H194ZM211 34V35H210ZM216 34H218L217 36H216ZM48 35V34H47ZM56 36V37H55ZM244 36H249L248 38H247V40L245 39V37ZM253 38V40H252V38ZM260 38H259V37ZM50 37H51V39H50ZM54 37V38H53ZM61 39H60V38ZM73 37V38H72ZM8 38V39H7ZM32 38V39H31ZM34 38V39H33ZM65 38H68V39H71V41H75L76 40V43H78V44H75V45H73V44H71V46L70 45H68V47L66 46V47H64L63 46V43H62V41L64 42V40H65ZM77 38H78V41H77ZM243 38V39H242ZM4 40L3 42L1 41V40ZM9 39H10V41H9ZM45 39V40H46ZM180 39L182 40V37H180ZM226 39H227V41H226ZM248 39H249V41H251V42H249L248 41ZM251 39V40H250ZM255 39V40H254ZM53 40V41H52ZM246 42H245V41ZM16 41H17V43L19 44V45H17V43H16ZM35 41H37L38 42V44L37 43H35ZM42 41V40H41ZM81 41V40H80ZM231 41V42H230ZM258 41H260V42H258ZM262 41V42H261ZM5 42V43H4ZM10 42V43H9ZM12 42V43H11ZM237 44H236V43ZM247 42H248V44H247ZM7 43V44H6ZM9 43V44H8ZM62 43V44H61ZM209 45H208V44ZM231 43V44H230ZM233 43H235V44H233ZM250 43V44H249ZM4 44V45H3ZM15 44H16V46H15ZM37 44V45H36ZM44 44H46V46H44ZM47 44H48V46H47ZM255 44H257L256 45V47H254L255 46ZM6 45H9V46H6ZM12 45V46H11ZM14 45V46H13ZM40 45V46H39ZM53 45H54V47H53ZM58 45V46H57ZM72 45L74 46V47H72ZM192 45V46H193ZM247 45V46H246ZM259 45H261V46H259ZM9 47V49L11 50H9V51H6V50H4V48L3 47ZM11 46V47H10ZM21 46V47H20ZM63 46V47H62ZM79 46V47H78ZM236 46V47H235ZM14 47V48H13ZM32 47V48H31ZM230 47V49L232 50H230V49H228ZM232 47H233V49H232ZM254 47V48H253ZM36 50H35V49ZM47 48H48V50H47ZM52 48V49H51ZM64 48V49H63ZM237 48V49H236ZM249 48H251V49H249ZM260 48H262L261 49V52H259L260 51ZM33 49V50H32ZM51 51H50V50ZM58 49V50H57ZM60 49H61V51H60ZM227 49V50H226ZM234 49H235V51H234ZM241 49V50H240ZM247 50V51H245V50ZM254 49V50H253ZM31 50H32V52H31ZM45 50V51H44ZM47 50V51H46ZM74 50V51H73ZM216 51V53H215V51ZM221 50H224L225 52H226V54L229 56H231V59L229 60V64H225V65H222V66H220V64H218L217 62H216V57L218 56V54H219V51H221ZM252 50V51H251ZM4 51H5V53H4ZM50 51V52H49ZM60 53H59V52ZM228 51V52H227ZM237 51L239 52L240 51V53H239V55H237ZM32 54H31V53ZM34 52H38L37 54V57L35 56V54L36 53H34ZM56 54H55V53ZM230 52V53H229ZM234 52V53H233ZM3 53L4 54H8V58L11 60H8V61H5L4 60V57L3 56H5V55H3ZM12 53V54H11ZM14 53H16L15 54V56H14ZM47 54V56H46V54ZM10 54V55H9ZM27 54V55H26ZM50 54V55H49ZM52 54V55H51ZM60 54V55H59ZM213 54V55H212ZM215 54V55H214ZM256 54H258V55H256ZM262 54V55H261ZM34 55V56H33ZM58 55V56H57ZM237 55V56H236ZM14 56V57H13ZM27 56V57H26ZM42 56H45L44 58L42 57ZM212 56V57H211ZM237 57V59L238 60H236V57ZM255 56V57H254ZM263 56V57H262ZM13 57V58H12ZM24 57H26V58H24ZM33 57V58H32ZM36 57V58H35ZM49 57V58H48ZM52 57V58H51ZM60 57V58H59ZM61 57H63V58H61ZM3 60H2V59ZM7 58V59H8ZM40 58L43 60L44 59V62L42 61H40ZM235 58V59H234ZM35 59V60H34ZM38 59H39V61H38ZM61 59V60H60ZM260 59V60H259ZM17 60H19V59H17ZM37 60V61H36ZM48 60H50L51 61V63L48 61ZM214 60V61H213ZM249 60V61H248ZM24 61V62H23ZM48 61V63H46ZM245 61H247V62H245ZM253 63H252V62ZM5 62V63H4ZM35 62H36V64H35ZM230 62H231V64H230ZM243 62V63H242ZM4 63V64H3ZM24 63V64H23ZM39 63V64H38ZM45 66H44V65ZM49 64H50V66L51 67H49ZM244 64H245V66H244ZM9 67H8V66ZM40 65L41 66H43L42 67V69H40ZM46 65H47V68H46ZM237 65V69H235V70H231L230 71V73L228 74V75H226V76H221V74H218L220 71H221V69L222 68H224L226 71H228L231 67H233L234 68V66H236ZM5 66V67H4ZM12 66V67H11ZM241 66H242V68H241ZM244 67V68H243ZM15 68V69H14ZM17 68V69H16ZM44 68V69H43ZM232 68V69H233ZM8 69H11V70H13V71H11V70H8ZM40 69V70H39ZM55 71H54V70ZM10 74V75H12V76H9L10 77V79H9V81H11V83L8 81L7 83L9 84H7V87H5L6 89L4 90V92L6 91L7 92V94L6 93H4L3 91H2V75L6 72V71ZM244 70V71H243ZM10 71H11V73H10ZM20 71V72H21ZM51 71L54 73H51ZM255 71V72H254ZM12 72H15V73H12ZM21 72V73H22ZM47 72V71H46ZM252 72H254V73H252ZM37 73H35V78L33 77V82H34V85L35 86H37V88L34 86V88L37 90L36 92H38L39 93V91H43L41 88V77H42V75L40 74H37ZM18 74V75H17ZM56 74V75H55ZM242 74H244V77L242 78ZM17 76V77H16ZM36 76H37V78L38 79H40V80H38L37 78H36ZM219 76V77H218ZM13 77V78H12ZM20 77V78H19ZM16 78H19L18 80V82H19V84H18V87H19V89H18V87H17V84H16V86L14 85H12V84H14L13 83V81L14 80H16ZM12 79V80H11ZM14 79V80H13ZM17 81V80H16ZM37 82H39V84H37ZM241 82V83H240ZM248 83V84H247ZM247 84V86H245ZM13 86V87H11V86ZM63 85V84H62ZM8 86H10L9 88H8ZM16 87V88H15ZM15 88V89H14ZM10 91H9V90ZM13 89V90H12ZM16 89H18V90H16ZM41 89V90H40ZM57 89H61V84H59V86L57 85ZM241 90V91H240ZM14 91V92H13ZM17 91V92H16ZM241 92V93H240ZM10 95V96H9ZM12 95V96H11ZM14 95V96H13ZM19 95V96H18ZM29 95V96H28ZM12 97V98H11ZM29 97H31L30 99L31 100H27V99H29ZM20 98V99H19ZM7 99H9V100H7ZM24 99V100H23ZM248 99V98H247ZM24 101V102H29V108L27 107V105H28V103L27 104H24V102H23V104L22 105H26L25 107H22V105H21V107H19V109H20V111H19V109H18V106L16 105L18 102H19V106H20V102L22 103V101ZM7 101H9L8 103H7ZM12 101V102H11ZM17 101V102H16ZM30 101H31V103H30ZM15 102V103H14ZM0 104V105H1ZM5 104H8V107H7V105H5ZM15 104V105H14ZM32 104V105H31ZM36 104V105H35ZM35 105V106H34ZM38 105H39V107H38ZM11 106L13 107V108H11ZM33 106V107H32ZM44 106V107H43ZM9 107H10V113H11V111H12V109L14 110V112H13V114L15 115V118H18L20 121H22L21 123L22 124H17L16 126L17 127H19L20 129H18L17 127H13V126H15L14 124H12V125H10V131H9V129H5L4 128V126L5 125H7L8 123H10V122H12V119L13 118H10V120L9 119H7V115H5L4 116V113L6 114V112H7V110H8V112H9ZM38 107V108H37ZM17 108V109H16ZM27 108V109H26ZM43 109L42 111H41V109ZM257 111V112H259V108H260V106L259 105H253V107H252V110L253 111H255L254 109ZM24 109V110H23ZM26 109V110H25ZM31 109V110H30ZM37 109V110H36ZM236 109H237V107H236ZM234 110V107L232 108V111L234 112V113H236L237 112V110ZM6 110V111H5ZM27 110H29V111H27ZM36 112V114H38L37 116H36V118H33V120H34V122H33V124H32V122L31 121H28L27 120V117L30 115V114H32V113H35L34 111ZM229 111L231 110V108L230 109H228ZM27 111V113L25 114L24 112H26ZM33 111V112H32ZM20 112V113H19ZM23 112V113H22ZM3 115H2V114ZM21 113L23 114V116L21 117ZM30 113V114H29ZM252 114V115H251ZM251 114H249V115H251V116H248V117H246V119L248 120V118H254V116L256 115L254 112H252ZM255 114V115H254ZM17 115V116H16ZM24 115H27V116H25L24 117ZM20 116V117H19ZM42 116V117H41ZM45 116V117H44ZM8 117H9V115H8ZM11 117V116H10ZM38 118V119H37ZM39 118L41 119V121L42 122H40V120H39ZM43 118V119H42ZM47 118V119H46ZM236 118V117H235ZM24 119V120H23ZM35 119H37V122L35 121ZM44 119H45V121H44ZM1 120V119H0ZM6 120H8V121H6ZM49 121V122H48ZM27 122V123H26ZM35 122L37 123V127L35 126L36 124H35ZM41 124V123H45V125H40L39 123ZM46 122H48V123H46ZM28 123H30L31 125L29 126L28 125ZM11 124V123H10ZM47 124V125H46ZM34 125V126H33ZM48 125H50V126H48ZM258 125H260V122H258ZM27 126H29L30 128H31V126H33V128H31V129H33V130H35L34 131V135H32V130L29 128V127H27ZM40 126H45V127H43V129L45 130H43L42 129V127H41V129L43 130V132H41V134H40ZM46 126H48V127H50V129H48V131H47V128L48 127H46ZM25 127V128H24ZM35 127V128H34ZM5 130H4V129ZM17 128V129H16ZM28 130H27V129ZM22 129H23V131H22ZM27 130V135H26V133L25 134H23V135H21L23 132H24V130ZM4 130V131H3ZM36 130H38V131H36ZM41 130V131H42ZM11 131H13V132H11ZM22 132V133H20V132ZM32 131V132H31ZM256 131V133H258V131L257 130H255ZM11 132V134H9ZM20 134V136H19V140L21 141H19V140H17L16 141V139L17 138H15V137H17L18 136V133ZM12 133H13V136H12V138H11V135H12ZM30 133H31V136L29 137V135H30ZM35 133H36V135H35ZM48 133V134H47ZM14 134H16V135H14ZM29 134V135H28ZM9 135H10V137H9ZM41 135H44L45 136V142H42L43 144H40V145H42L41 147H40V149H39V146L37 145V147H36V145L34 144V142H33V140L32 139H34L35 140V138H38L39 139V137L41 136ZM7 136V138H5ZM22 136H23V138H25L26 136H27V138H25V139H22ZM218 137H220V139H219V141H217V143L218 144H216V153L215 154H217V160H218V165H220L219 167H217L216 168V166H217V164H216V166H215V164L214 163H212V161L208 158V156H205L204 154L205 153H203L202 151V154H201V152H199V153H196V158L199 160V158H200V163L201 164H204L206 167H208L209 169H210V172H208L207 171V173H205L204 174V176H203V178H198V179H196V171L195 170H193L194 171V175H193V178L191 179V180H189L188 182H187V184L188 183H190V185L188 184V186H190L191 188H193V189H196L197 191H198V193H197V199H200V201L201 200H203V198H204V200L203 201H199L198 200V203L200 204H198L197 203V205H196V208H195V213L192 211V207H190L191 206V202H192V199H191V196H188V193L185 195V197L183 198V204L182 205H185L184 206V208L183 207H179L178 208V211H179V213H177L178 215H180L181 216V218H182V215H185V217H186V219L184 218V216H183V218L181 219L180 218V216H177L175 213H176V211L174 210V209H169V211H168V213L166 214V216H164L163 217V224L162 223H160V225L158 224L157 226H153V228L151 227V231L153 232L154 230V232H156V233H159V235L158 236H153V237H150V238H148L149 240H150V243L151 242H153V240H154V245H153V247L155 248V249H153V247L151 248L150 247V251L152 250V254H153V257H152V263H158V264H183V262H184V264H201L202 263V260L204 261V263H202V264H215L216 263V259H217V263H219V264H254L255 262H256V259H257V261L258 262H256L257 264H264V179H261L263 176H264V173L262 172L263 170H264V144H263V142H257V145H258V147L261 149V151L256 155V156H252V155H248V154H244V153H241L242 154V157H239L240 155L238 154H236L237 155V157L239 158V160H238V158H237V161L234 159V158H232V159H230V158H227L226 156H225V154H221V152L223 151H227V150H229L230 149V147H229V144H226L225 142H226V134H224V132L220 135V136H218ZM15 138V139H14ZM31 138V139H30ZM212 138H214V136H212ZM4 139V141H2ZM6 139V140H5ZM15 140L14 142H10L11 140ZM48 139V140H47ZM9 140V141H8ZM12 140V141H13ZM25 140V141H24ZM30 140L33 142V144L32 143H30V145L28 144V142H30ZM59 140V141H58ZM2 141V142H1ZM6 141V142H5ZM27 141V142H26ZM52 141V142H51ZM58 141V142H57ZM225 141V142H224ZM8 142H10L9 144H8ZM5 143L6 144H8V145H5ZM13 143H16V144H13ZM25 143V144H24ZM26 143H27V146H26ZM51 143V144H50ZM57 143V144H56ZM261 143V144H260ZM13 144V145H12ZM35 145V146H32V145ZM47 144H50L49 145V147H48V145ZM225 144H226V146H225ZM4 145V146H3ZM15 145V146H14ZM25 145V146H24ZM54 147H53V146ZM63 145V146H62ZM13 146V147H12ZM18 146H19V148H18ZM44 146H45V148H44ZM46 146H47V149H46ZM263 146V147H262ZM23 147V148H22ZM29 148V149H28ZM33 150H32V149ZM55 150H53V149ZM23 149H24V151H23ZM38 149H39V151H38ZM43 149V150H42ZM47 151H46V150ZM51 149V150H50ZM221 149V150H220ZM40 150H42V153H40L41 151ZM49 150V151H48ZM245 150V149H244ZM15 151H16V153H15ZM23 151V152H22ZM50 151H52V152H50ZM54 151V152H53ZM246 151H248V149L246 150ZM248 152H250V150L248 151ZM21 153V154H20ZM3 154V155H2ZM16 154V155H15ZM22 154V155H23ZM219 154V155H218ZM260 154V155H259ZM199 155V156H198ZM200 155H201V157H200ZM16 156V157H15ZM15 157V158H14ZM223 157V158H222ZM253 159H252V158ZM17 158V159H16ZM204 158V159H203ZM17 160V162H16V160ZM15 160V161H14ZM243 160H245V162L243 161ZM13 161L14 162H16V163H13ZM230 161V162H229ZM233 161V162H232ZM244 162V163H242V162ZM256 161V162H255ZM224 162V163H223ZM32 163V162H31ZM29 164L28 166V168L31 170H34L35 171V166H36V164L33 166V164ZM236 163V164H235ZM239 163H241V164H243V166H241L242 168H243V171H242V168H240V166L239 165H241V164H239ZM255 163L257 164L256 166H255ZM14 164V165H13ZM213 164V165H212ZM11 165L13 166V168H11ZM227 165V166H226ZM256 168H255V167ZM237 167H239V168H237ZM247 167V168H246ZM235 168V169H234ZM252 168H253V170H252ZM220 169V170H219ZM238 170V172H237V170ZM256 169V170H255ZM258 169V170H257ZM231 170V171H230ZM248 170V171H247ZM251 170V171H250ZM11 171V172H12ZM243 173H242V172ZM229 172V174L230 175H228V174H226V175H224V173H228ZM244 172H246V173H244ZM248 172V173H247ZM253 172V173H252ZM213 174V175H210L211 176V178H210V176L209 177H207L209 174ZM251 175H250V174ZM255 173V174H254ZM257 173V174H256ZM13 174V173H12ZM11 174V175H12ZM207 174V175H206ZM240 174H241V176H240ZM243 174V175H242ZM247 174V175H246ZM249 174V175H248ZM180 175H181V177H180ZM220 175V176H219ZM245 175L246 176H248V178L247 177H245ZM253 175V176H252ZM177 176H178V178H179V182H180V185H182V184H185L186 183V181L184 180V178H183V175H182V172H181V170L180 171H178L177 172ZM251 176V177H250ZM0 177H1V173H0ZM204 177L206 178V180H207V182H206V180L204 179ZM228 177V178H227ZM230 177V178H229ZM254 179H253V178ZM182 178H183V180H182ZM226 178V179H225ZM252 178V179H251ZM264 178V177H263ZM193 179H194V181H193ZM196 179V180H195ZM203 179V180H202ZM220 179H223V180H220ZM257 179V180H256ZM209 180H211V181H209ZM229 180V181H228ZM262 182H261V181ZM190 181H193V182H190ZM199 181V182H198ZM204 181V182H203ZM215 181V182H214ZM216 181H217V183H218V185L219 186H217V183H216ZM219 181V182H218ZM221 181V182H220ZM247 181V182H246ZM255 181H256V183H255ZM258 181V182H257ZM195 182V183H194ZM197 182V183H196ZM224 182H225V184H224ZM239 182V183H238ZM244 182V183H243ZM259 182H261L260 184H259ZM3 183V184H2ZM2 183H0V190H1V188H2V190H1V192H0V207H1V209H0V213H1V215H0V230L3 232L1 235H2V237H4V240H3V238L0 236V240H1V242H0V254H2V255H7V256H9L10 255V252H11V249H8L7 248V250H6V247H5V245H8V244H12V243H14L13 242V240L14 241H16V239L14 238V234L12 235H7V231H9L10 230V228H11V225L10 224H13L14 223V221L15 220H13V219H17V218H19V217H21V214L19 215L18 213H14V216H13V214L11 213H8L11 209H13V208H15L16 206H17V204H19L20 202H22L23 200H21L20 199V194H22L23 192V195H28L32 190H31V188H27L26 186H23L22 188L24 189H18L15 185H16V183L17 182H15V179H12V180H10L9 179V183L6 181V182H2ZM216 183V184H215ZM220 183H221V185H220ZM226 183H227V185H226ZM233 183L236 185V186H234L233 185ZM237 183V184H236ZM250 183V184H249ZM14 184V185H13ZM205 184V185H204ZM207 184V185H206ZM249 184V185H248ZM259 184V185H258ZM6 185V186H5ZM176 184H174L172 187L173 188H177L178 187V183H177V186H175ZM222 185H224L223 186V188H224V192H223V188H221V189H219L220 187H222ZM239 185V187H237ZM251 185L253 186V188L251 187ZM256 185V186H255ZM9 186V187H8ZM203 187V189H202V187ZM216 186V187H215ZM227 186V187H226ZM5 187V188H4ZM201 187V188H200ZM233 187V188H232ZM237 187V188H236ZM257 187H259V188H257ZM7 188V189H6ZM26 188V189H25ZM175 188V189H176ZM227 188V189H226ZM242 188V189H241ZM4 189H6L5 190V193L7 194V197L6 198H4V197H2L3 195H4ZM18 189V190H17ZM28 189V190H27ZM230 189V190H229ZM233 189V190H232ZM240 191H239V190ZM244 189H245V192H244ZM262 189H263V191H262ZM177 190H178V188H177ZM238 190V191H237ZM202 191H203V194H202ZM228 191V192H227ZM257 191V192H256ZM17 192V193H16ZM18 192H20V194H18ZM237 192V193H236ZM239 192V193H238ZM247 192V193H246ZM249 192V193H248ZM262 192V193H261ZM206 193H208V194H206ZM211 193V194H210ZM213 193V194H212ZM227 193V194H226ZM253 193V194H252ZM12 194H14V195H12ZM17 194H18V196H17ZM199 194H201V196L199 195ZM239 194V195H238ZM252 194V195H251ZM12 195V196H11ZM16 195V196H15ZM213 195H214V197H213ZM221 195H222V197H221ZM224 195V196H223ZM229 195H230V197H229ZM236 195V196H235ZM244 195H246V196H244ZM14 196V197H13ZM227 196V197H226ZM240 196V197H239ZM10 197V198H9ZM16 197V199H14ZM19 199H18V198ZM222 199H221V198ZM223 197H224V200H225V197H226V200H228V201H225V203L227 204V203H229L230 202V204H227V206H226V204L224 203V200H223ZM236 197H238V199L236 198ZM251 197V198H250ZM253 197H255V198H253ZM230 198H232V200L230 199ZM9 201H8V200ZM10 199H11V201H10ZM13 199V200H12ZM187 199V200H186ZM189 199V200H188ZM191 199V200H190ZM214 199H216V201L214 200ZM239 199H240V201H239ZM248 199V200H247ZM5 200L7 201V202H5ZM231 200V201H230ZM234 200H238V201H234ZM246 200V201H245ZM253 200V201H252ZM263 200V201H262ZM16 201V202H15ZM207 201V202H206ZM219 201V202H218ZM223 201V202H222ZM244 201V202H243ZM252 201V202H251ZM9 202H13V204L12 203H10L9 204ZM188 202H190V203H188ZM204 202V203H203ZM243 202V203H242ZM248 202V203H247ZM252 204V205H250V203ZM189 205H188V204ZM213 203H215V204H213ZM258 203H260L259 205H258ZM239 205V208H238V206L237 205ZM255 204H257V205H255ZM7 205V206H6ZM199 205V206H198ZM211 205H213V206H211ZM215 205V206H214ZM236 205V206H235ZM244 205V206H243ZM4 206V207H3ZM186 206H188L187 207V209H186ZM210 206V207H209ZM218 206V207H217ZM220 206V207H219ZM231 206V207H230ZM233 206H235L236 207V209L234 208H232ZM249 208H248V207ZM252 206H255V207H257L255 210H254V208H252ZM263 206V207H262ZM230 207V208H229ZM243 207H245V210H244V208ZM261 207V208H260ZM8 208V209H7ZM11 208V209H10ZM197 208H198V211H197ZM201 208V209H200ZM203 208V209H202ZM220 208H222V209H220ZM238 208V209H237ZM260 208V209H259ZM4 209H5V211H4ZM130 210H131V212H133V213H135V214H137V212H138V210H137V208H133V207H130L129 208ZM204 209H205V211H204ZM233 209V210H232ZM242 209L244 210V211H242ZM251 211H250V210ZM257 209H259V212H258V210ZM199 210H201L200 212H199ZM218 210H220V211H218ZM225 210V211H224ZM235 210V211H234ZM238 210V211H237ZM137 211V212H136ZM173 211H174V214H173ZM177 211V212H178ZM213 211H217V212H219V213H217V212H213ZM228 211V212H227ZM231 211H232V213H231ZM234 211V212H233ZM5 212V213H4ZM182 212V213H181ZM184 212V213H183ZM187 212H188V214H187ZM206 212V213H205ZM209 212V213H208ZM213 214H212V213ZM220 212H221V214H220ZM226 212V213H225ZM236 212V213H235ZM242 212V213H241ZM250 212V213H249ZM255 214H254V213ZM263 212V213H262ZM7 213V214H6ZM172 213V214H171ZM194 215H193V214ZM228 213H229V215H230V217H232V218H228L229 217V215H228ZM240 213V214H239ZM257 213H261V214H258L257 215ZM4 214L6 215V216H4ZM10 214V215H9ZM171 216H170V215ZM187 214V215H186ZM205 214V215H204ZM216 214V215H215ZM239 214V217L237 216ZM246 214V215H245ZM199 215V216H198ZM218 215V216H217ZM228 215V216H227ZM242 215H243V217L244 218H242ZM254 215H255V217H254ZM3 216H4V219H3ZM11 216H13V217H11ZM16 216V217H15ZM23 216V215H22ZM173 216V218L171 219V217ZM195 216V217H194ZM197 216V217H196ZM201 216V217H200ZM213 217L214 218V220H213V218H211V217ZM217 216V217H216ZM260 216L262 217V218H260ZM8 217H10L9 218V220L11 221H9L7 218ZM15 217V218H14ZM169 217H170V219H169ZM188 217H189V219H188ZM191 217H193V218H191ZM200 217V218H199ZM205 217H207V219L205 218ZM257 217V218H256ZM191 218V219H190ZM197 218V219H196ZM238 220H237V219ZM248 218V219H247ZM255 218V219H254ZM259 218V219H258ZM4 220V223H3V220ZM173 219H175V221L173 220ZM183 219L185 220V222H183ZM199 219V220H198ZM203 219V220H202ZM205 219V220H204ZM216 219V220H215ZM220 219V220H219ZM222 219H224V221L225 220H227L226 221V227L228 226V224H229V227H227V230H224L223 231V229H226V227H225V225H223V220ZM235 219V220H234ZM257 219H258V221H257ZM262 219H263V221H262ZM8 222H7V221ZM249 220V221H248ZM170 221V222H169ZM195 221H199L198 223L197 222H195ZM217 221V222H216ZM231 221V222H230ZM242 221V222H241ZM244 221V222H243ZM6 222V223H5ZM10 222V223H9ZM28 222V221H27ZM173 222V223H172ZM247 222V224H244V223H246ZM2 223V224H1ZM188 223V224H187ZM202 225H201V224ZM208 223H210V225L211 226H213V229H211L212 227L210 226L209 227V224ZM219 223H220V225H219ZM249 223V224H248ZM251 223H252V225H251ZM3 224H5L4 226L5 227H3L2 225ZM6 224H8V226L6 225ZM178 224H180V225H178ZM205 224V225H204ZM208 224V225H207ZM217 224H218V226H217ZM236 224H237V226H236ZM261 224V225H260ZM166 225V226H165ZM242 225H244V226H242ZM246 225V226H245ZM248 225V226H247ZM259 225H260V227H259ZM170 226V227H169ZM185 228H184V227ZM199 226V227H198ZM206 228H205V227ZM216 226V227H215ZM263 226V227H262ZM3 227V228H2ZM160 227H161V229H160ZM166 227V228H165ZM169 227V228H168ZM184 228V229H182V228ZM200 227H202V228H200ZM221 229H220V228ZM245 229H243V228ZM246 227V228H245ZM200 228V229H199ZM214 228H216L215 230H214ZM228 228H230V230L228 231ZM233 228V229H232ZM237 229V231H236V229ZM253 228V229H252ZM261 228V229H260ZM163 229V230H162ZM165 229V230H164ZM169 229V230H168ZM205 229V230H204ZM234 229H235V232L237 233V234H239V232L241 233V235H237L235 232H234ZM240 229H242V230H240ZM249 229V230H248ZM157 230V231H156ZM170 230L172 231L171 233H170ZM176 230H178V232L176 231ZM191 230H193V231H191ZM202 230V231H201ZM204 230V231H203ZM212 230H213V232L214 233H212ZM231 230H233V231H231ZM243 230H244V232H243ZM253 230V231H252ZM254 230H255V233H253L254 232ZM5 231V232H4ZM231 231V232H230ZM249 231V232H248ZM164 234H163V233ZM166 232V233H165ZM174 232V233H173ZM176 232V233H175ZM180 232V233H179ZM185 234H183V233ZM193 232L194 233H196V235H198L199 234V236H197V238H196V235H194L193 234ZM205 232V233H204ZM215 232H217V233H215ZM250 232H252V234L250 233ZM228 233V234H227ZM247 233H250V234H247ZM259 233H260V235H259ZM176 234L179 236V237H177L176 236ZM182 234V235H181ZM202 234V235H201ZM212 234H213V236H212ZM214 234H215V236H214ZM216 234L218 235V234H220V235H218V236H216ZM225 234H227L228 235V237H227V235H225ZM230 234V235H229ZM162 235V236H161ZM169 235H170V240H169ZM174 235H175V238H174ZM244 235V236H243ZM254 235H255V237H254ZM7 236H9V237H7ZM160 236V237H159ZM220 236V237H219ZM231 236H233L232 238H231ZM235 236H236V239H235ZM238 236V237H237ZM240 236V237H239ZM12 237V238H11ZM158 238V240L161 238V240H156V239H153L152 240V238ZM166 237V238H165ZM180 237H182L180 240H179V238ZM195 237V238H194ZM198 237H199V239H198ZM213 237V238H212ZM254 237V238H253ZM259 237V238H258ZM165 238V239H164ZM215 238V239H214ZM244 239V240H242V239ZM248 238V239H247ZM256 238L258 239V240H256ZM178 239V240H177ZM205 239V240H204ZM212 239H214V240H212ZM219 239L222 241V240H225V241H219ZM259 239H260V241H259ZM152 240V241H151ZM156 240V241H155ZM172 240V241H171ZM203 240H204V242L206 243V244H204V245H207V243L209 244L208 246V248H207V246H201L204 242H203ZM237 240V241H236ZM252 240V241H251ZM261 240H262V242H261ZM173 241H175V242H173ZM182 241V242H181ZM191 243H190V242ZM230 241H231V244H230ZM239 241V242H238ZM243 241H244V243H243ZM247 241H248V243H247ZM250 241V242H249ZM256 241L257 242H259V243H256ZM156 242V243H155ZM167 244H166V243ZM180 244H179V243ZM193 242V243H192ZM199 242H200V246L201 247H199ZM213 242V243H212ZM221 242V243H220ZM236 242V243H235ZM252 242V243H251ZM163 243H165L164 245H163ZM198 243V244H197ZM223 243V245H222V247H224V248H221V251H220V247H221V245H219V244H222ZM224 243H225V245H224ZM161 244V245H160ZM173 244H174V246H173ZM218 244V245H217ZM242 244V245H241ZM247 244V245H246ZM255 244H257V245H255L256 247H254V245ZM260 244H261V246H260ZM3 245V246H2ZM160 245V246H159ZM162 245H163V248H164V250L163 249H160V248H158V247H162ZM167 245L170 247H167ZM182 247H181V246ZM186 245H189L188 247V250H187V247H186ZM196 245H198V246H196ZM229 245V246H228ZM237 245V246H236ZM241 245V246H240ZM250 245V246H249ZM252 245H253V247H252ZM135 246H137V243H135ZM210 246H212L214 249H211L212 247H210ZM217 246H219L218 248H217ZM226 246H227V248H228V250H230V248L232 249V250H230V251H228L227 249H225L226 248ZM234 246V247H233ZM236 246V247H235ZM247 246H249V247H247ZM257 246H258V248H257ZM166 247V248H165ZM181 247V248H180ZM191 247V248H190ZM195 249H194V248ZM237 247H241V248H237ZM244 247V248H243ZM168 248V249H167ZM177 248V249H176ZM205 248V249H204ZM207 248V249H206ZM243 248V249H242ZM249 248V249H248ZM251 248V249H250ZM254 248V249H253ZM180 249H181V251H180ZM199 251H198V250ZM209 249V250H208ZM225 249V250H224ZM235 249V250H234ZM237 249V250H236ZM239 249H240V252H244L243 254H241L240 252V255H239V253H238V251H239ZM260 249V250H259ZM263 249V250H262ZM160 250V251H159ZM176 250V252H174ZM185 250H186V252H185ZM190 250L192 251V253L190 252ZM218 250H219V252H218ZM227 250V251H226ZM252 250H255V251H253L254 253H252ZM2 251V252H1ZM4 251V252H3ZM156 251V252H155ZM168 251V252H167ZM173 251V252H172ZM179 251V252H178ZM188 251V252H187ZM214 251V252H213ZM154 252V253H153ZM158 252V253H157ZM180 252H182V253H180ZM183 252H184V254H185V256H184V254H183ZM197 252V253H196ZM204 252V253H203ZM223 252V253H222ZM227 252H229V253H227ZM232 252V253H231ZM260 253V255H258L259 253ZM5 253V254H4ZM168 253H169V255H168ZM180 253V254H179ZM188 255H187V254ZM194 253H196V254H194ZM224 255H222V254ZM236 253H237V255H236ZM246 253H248L247 255H246ZM154 254H156V255H154ZM165 254V255H164ZM176 254V255H175ZM178 254V255H177ZM210 255V256H207L206 257V255ZM228 254H230V255H228ZM252 256H251V255ZM257 254V255H256ZM163 255V256H162ZM181 255V256H180ZM198 255H200L199 256V258H201V263H200V259L199 258H197L198 257ZM203 255V256H202ZM222 255V256H221ZM228 255V256H227ZM242 255V256H241ZM256 255V256H255ZM177 256H179V259L180 260H178V257ZM202 256V257H201ZM204 256H205V258H204ZM214 256V258H212ZM226 256H227V259H225L226 258ZM230 256V257H229ZM246 257V258H244V257ZM10 257V256H9ZM162 257V258H161ZM164 257V258H163ZM167 257V258H166ZM168 257H169V259H168ZM185 257V258H184ZM212 259H211V258ZM218 257V258H217ZM222 257H224V258H222ZM240 257H242V260H244V263H242V261H241V259H239ZM249 257V258H248ZM250 257H253V258H255V260L253 259V258H250ZM263 257V258H262ZM187 258V259H186ZM221 258V259H220ZM231 260H230V259ZM262 258V259H261ZM165 260V263H164V260ZM173 259V260H172ZM174 259H175V261H174ZM214 259H215V262H212V261H214ZM220 259V260H219ZM246 259H247V261H246ZM252 259V260H251ZM258 259H261V260H258ZM156 260H158V261H156ZM207 260H208V262H207ZM219 260V261H218ZM251 260V261H250ZM254 260V261H253ZM209 261H211V262H209ZM226 261H228V263L226 262ZM233 262L234 261V263H231V262ZM239 262V263H235V262ZM172 262H175V263H172ZM197 262V263H196ZM199 262V263H198ZM207 262V263H206ZM254 262V263H253Z\"/></svg>",
  "mask_w": 264,
  "mask_h": 264
}]
</instances>
